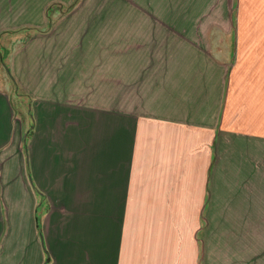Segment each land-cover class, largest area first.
I'll list each match as a JSON object with an SVG mask.
<instances>
[{"label": "crops", "instance_id": "1", "mask_svg": "<svg viewBox=\"0 0 264 264\" xmlns=\"http://www.w3.org/2000/svg\"><path fill=\"white\" fill-rule=\"evenodd\" d=\"M101 20V31L44 33L11 55L0 264H211V233L233 243L217 263L241 264L247 246L226 232H248V262L264 264V132L226 125L211 34L179 31L172 16Z\"/></svg>", "mask_w": 264, "mask_h": 264}, {"label": "rangeland", "instance_id": "2", "mask_svg": "<svg viewBox=\"0 0 264 264\" xmlns=\"http://www.w3.org/2000/svg\"><path fill=\"white\" fill-rule=\"evenodd\" d=\"M83 0H0V86H12L9 61L13 52L23 50L33 39L41 42L49 32L101 31V20L114 18L121 29L125 16L176 17L179 31H202L211 35L212 56L226 65V125L264 132V0H178L177 7L155 0L151 7L130 8L123 0L97 1L111 7L88 6ZM162 5V6H161ZM45 16L44 25L37 24ZM195 18V19H194ZM191 21H199L191 24ZM41 44V43H40ZM32 48V47H31ZM25 106L27 97L17 90ZM242 240L241 264H250L249 233H222V240ZM217 233H211L208 254L211 264L218 256H233L231 247L218 246ZM221 243V242H219ZM234 264V263H232ZM237 264V260H235Z\"/></svg>", "mask_w": 264, "mask_h": 264}]
</instances>
